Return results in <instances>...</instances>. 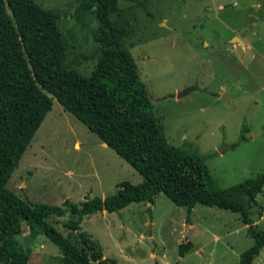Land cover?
Here are the masks:
<instances>
[{"label": "rangeland", "instance_id": "1", "mask_svg": "<svg viewBox=\"0 0 264 264\" xmlns=\"http://www.w3.org/2000/svg\"><path fill=\"white\" fill-rule=\"evenodd\" d=\"M36 3L58 16L64 67L89 77L100 56L91 0ZM118 7L129 30L119 44L135 60L166 141L202 157L215 188L248 207L242 185L264 170V0H120ZM187 88L194 89L178 97ZM143 180L53 100L5 189L28 205L64 208L66 200L105 198ZM248 209L264 231V188ZM68 218L48 222L67 236ZM80 232L112 264H239L255 244L238 213L178 206L164 193L151 206L83 217ZM22 233L28 238L26 227ZM25 244L28 264H62L61 248L44 234ZM253 264H264V249Z\"/></svg>", "mask_w": 264, "mask_h": 264}, {"label": "trees", "instance_id": "2", "mask_svg": "<svg viewBox=\"0 0 264 264\" xmlns=\"http://www.w3.org/2000/svg\"><path fill=\"white\" fill-rule=\"evenodd\" d=\"M36 1L0 0V264H28L31 250L25 242L40 234L61 248L62 264H112L96 242L80 232L83 217L117 212L135 202L153 204L159 193L178 206L201 204L238 213L255 240L240 254L239 264H253L264 249V231L253 225L248 208L264 188V170L242 185L246 207L215 188L202 157L168 144L135 60L119 44L129 35L120 0H91L100 56L89 77L64 67L66 44L58 16ZM53 100L142 175L143 182L122 183L114 194L78 205L66 200L64 208L28 205L7 192ZM66 212L69 218L63 226L69 234L64 236L48 219ZM23 227L28 238L22 237ZM187 246H180V255Z\"/></svg>", "mask_w": 264, "mask_h": 264}, {"label": "water", "instance_id": "3", "mask_svg": "<svg viewBox=\"0 0 264 264\" xmlns=\"http://www.w3.org/2000/svg\"><path fill=\"white\" fill-rule=\"evenodd\" d=\"M193 89H194V88H187V89H185L184 91L178 93V97H183V96L187 95V94H188L189 92H191ZM103 145L106 146L105 143H103ZM223 150H224V148H221L219 151L221 152V151H223Z\"/></svg>", "mask_w": 264, "mask_h": 264}, {"label": "crops", "instance_id": "4", "mask_svg": "<svg viewBox=\"0 0 264 264\" xmlns=\"http://www.w3.org/2000/svg\"><path fill=\"white\" fill-rule=\"evenodd\" d=\"M102 147H106V146H105V145H103V143H102ZM150 206H151V204H150ZM22 237H24V236H23V233H22Z\"/></svg>", "mask_w": 264, "mask_h": 264}]
</instances>
